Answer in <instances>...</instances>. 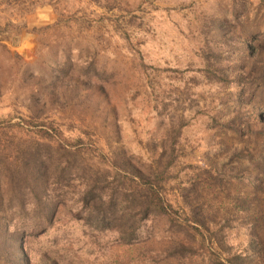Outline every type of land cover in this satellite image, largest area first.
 I'll list each match as a JSON object with an SVG mask.
<instances>
[{"label":"rangeland","instance_id":"1","mask_svg":"<svg viewBox=\"0 0 264 264\" xmlns=\"http://www.w3.org/2000/svg\"><path fill=\"white\" fill-rule=\"evenodd\" d=\"M5 221L31 264H264V0H0Z\"/></svg>","mask_w":264,"mask_h":264},{"label":"trees","instance_id":"2","mask_svg":"<svg viewBox=\"0 0 264 264\" xmlns=\"http://www.w3.org/2000/svg\"><path fill=\"white\" fill-rule=\"evenodd\" d=\"M24 125H29L24 122ZM143 187L147 188L149 194V208L153 212H162L164 214H171L174 212L173 207L164 202L161 197L158 185L153 184L150 179H145L140 176L137 180ZM22 210V209H21ZM147 213V212H146ZM104 222V218L101 219ZM11 222H0V264H31V256L26 253L25 248V234L19 229L10 232Z\"/></svg>","mask_w":264,"mask_h":264}]
</instances>
